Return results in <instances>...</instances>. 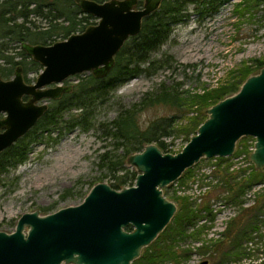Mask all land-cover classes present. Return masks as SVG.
Here are the masks:
<instances>
[{
	"label": "water",
	"instance_id": "95a60500",
	"mask_svg": "<svg viewBox=\"0 0 264 264\" xmlns=\"http://www.w3.org/2000/svg\"><path fill=\"white\" fill-rule=\"evenodd\" d=\"M135 1L75 0L96 24L52 44L23 45L42 69L31 83L21 66L10 78L0 77V152L36 124L48 100L70 90L66 79L85 72L106 75L124 42L163 0H144L140 7ZM205 114L180 151L164 153L150 143L130 154L126 163L137 173L133 185L117 190L98 182L79 204L44 215L22 213L13 231H0V264H132L175 214L176 204L162 188L186 169L202 158L232 155L244 136L254 137L250 163L264 169V65Z\"/></svg>",
	"mask_w": 264,
	"mask_h": 264
},
{
	"label": "trees",
	"instance_id": "16d2710c",
	"mask_svg": "<svg viewBox=\"0 0 264 264\" xmlns=\"http://www.w3.org/2000/svg\"><path fill=\"white\" fill-rule=\"evenodd\" d=\"M103 2L105 0H94ZM225 0H163L158 7L142 19L141 28L135 36L129 37L114 56V64L109 72L102 77H96L88 73L77 83L70 85V90L61 93L60 96L50 99L43 115L36 124L12 145L0 152V181L1 176L15 169L27 159L29 146L37 141L39 135L46 133L48 136L58 125L64 124L65 131L76 126L86 130L91 125V119L97 104L103 103L116 88L124 82L140 74L152 75L160 68L171 67L172 57L155 58L154 54L168 40L172 29L187 16V6L201 5L205 10L215 11ZM264 0H249L251 7L257 6ZM144 0H136L135 7L143 5ZM32 17L44 19L46 27L40 28L32 22ZM94 18L90 14L81 11L74 0H0V77L10 78L17 66H21L23 78L29 79L26 73L41 70V65L34 61L23 48L24 44H52L57 41L54 35L60 34L62 39L67 38L76 31H83L86 27L96 24L91 21ZM61 19L60 22L56 20ZM16 43L13 53L9 50L13 47L10 43ZM264 61L254 60L252 64H245L235 71L228 72L225 80L216 87L203 88L201 92H188L185 96L179 91V83L166 86L160 83L155 91L147 92L137 103L129 108H122L118 116L112 121L102 124L105 136L115 140L113 150H105L99 155V165L105 167L111 178L109 184L114 189L133 185L136 177L135 171H129L125 167L126 158L135 152L141 151L145 145L154 143L162 152L176 153L170 148L163 138L171 135L173 131L181 133L185 143L196 132L197 127L207 117L205 110L222 98L236 92L242 82L255 70L260 69ZM155 105H163L176 114L161 116L148 122L143 128L140 125L138 114ZM77 110L69 114L67 119L63 116L70 110ZM193 113L187 117L185 124L181 122L178 113ZM183 114V116H185ZM59 135V134H58ZM246 140V138H244ZM240 143V142H239ZM238 143L234 155L243 154L249 159L253 149V142L248 145ZM122 152L117 154L116 149ZM114 151V152H113ZM218 161L213 170L219 173L216 180L218 185L214 188L222 192L227 203L241 205L244 194L255 185H261L255 192L252 203L241 207L237 217L232 218L226 226L223 235L228 240L226 249L221 240H211L209 244L202 243L198 247L201 253L209 252L210 258L216 259L220 264L227 257H248L249 252L243 247V241L251 239L253 233L261 236V226L264 225V169H256L248 163L247 169L238 168L229 170L230 164H224L228 157H215ZM250 162V161H248ZM223 165V166H222ZM186 169L184 172H191ZM122 172L121 174H117ZM183 174V173H182ZM181 177V176H180ZM181 182L183 179L181 178ZM64 193L62 197L65 195ZM220 194V193H219ZM174 200L179 201V207L167 224L169 231L166 237L170 243H154L148 246L144 255L135 259L132 264H164L167 260L178 263L180 259L188 257V250L180 253L175 250L176 242L191 237L197 239L202 228H193L196 225L201 212L212 218L209 204L202 207H193L185 196L173 195ZM51 208H45L49 211ZM175 224L174 227L171 224ZM191 233L187 234L189 229ZM162 234V235H163ZM263 236V235H262ZM215 249H212V247ZM225 246V247H224Z\"/></svg>",
	"mask_w": 264,
	"mask_h": 264
},
{
	"label": "rangeland",
	"instance_id": "374dc122",
	"mask_svg": "<svg viewBox=\"0 0 264 264\" xmlns=\"http://www.w3.org/2000/svg\"><path fill=\"white\" fill-rule=\"evenodd\" d=\"M248 1L225 0L215 11L205 10L201 5H188L185 19L174 26L168 40L154 54L155 58L170 55L173 59L171 67L160 68L150 76L142 73L124 82L103 103L97 104L91 125L86 130L76 126L65 131L64 124H61L49 136L46 133L39 135L38 140L29 146L26 161L1 176L0 231H13L17 219L24 212L38 211L44 215L62 207L76 205L82 202L94 184H110V173L99 165V155L105 150H113L115 140L104 135L102 124L115 119L122 108L131 107L147 92L155 91L160 83L164 82L166 86L179 83V91L185 96L188 92H201L203 88L218 86L228 76V72L235 71L243 63L250 65L254 60L264 61V1L253 7ZM30 19L40 28L47 25L44 19L32 16ZM60 21L61 19L56 20ZM91 21L97 19L94 17ZM80 32L82 31L78 30L75 33ZM54 38L63 40L60 34L54 35ZM10 46L13 48L9 52L13 53L16 43L11 42ZM40 71L27 72L29 82H33ZM87 74L85 72L72 76L63 84L73 85ZM76 111H68L63 119ZM174 114V110L166 106L155 105L141 111L138 119L144 128L154 118ZM183 114H177L181 119L179 124H185L187 117L193 113H185V116ZM163 140L174 151H180L185 145L183 135L176 131ZM253 140L254 137L251 136L241 137L235 150L239 142L240 145L245 142L250 145ZM115 151L117 154L122 152L121 148ZM234 152L224 164H230L229 170L241 168L247 169V173L249 159L243 154L236 156ZM217 162L215 157L202 158L190 168L192 170L188 175L183 172L175 182L162 188L163 194L177 208L179 201L174 200L173 195L187 197L193 207L209 204L212 213V218L207 217L204 211L200 213L201 216L193 227L202 228L197 239L187 237L176 242V252L187 249L188 257L180 259L178 263L167 260L164 264H200L203 261H207L206 264H216L219 254L212 260L209 252L201 253L198 247L202 243L209 244L211 240H221L226 246L228 240L223 235L226 226L232 218L237 217L241 207L251 205L254 192L261 186L255 185L249 189L244 194L241 205L227 203L223 193L214 188L218 185L216 180L220 176L213 170ZM125 167L129 171H135L126 162ZM134 182L135 180L133 184ZM64 193L66 194L62 197ZM45 208L51 209L46 211ZM171 226L174 227L175 224L172 223ZM166 229L167 226L163 231ZM261 231L263 236L253 233L251 239L243 241V247L249 252L248 257H227L220 264H264V225L261 226ZM162 234L163 232L148 246L155 242L170 243L166 240L169 231ZM148 246L142 249L140 256L144 255Z\"/></svg>",
	"mask_w": 264,
	"mask_h": 264
},
{
	"label": "flooded vegetation",
	"instance_id": "af4514ba",
	"mask_svg": "<svg viewBox=\"0 0 264 264\" xmlns=\"http://www.w3.org/2000/svg\"><path fill=\"white\" fill-rule=\"evenodd\" d=\"M75 1V0H74ZM104 2V1H103ZM99 3H101V2H99ZM97 19V18H96ZM97 22V21H96ZM73 34V33H72ZM58 41V40H57ZM54 43V42H53ZM4 79V78H3ZM26 82V81H25ZM27 83H31V82H27ZM24 100H26L27 99V97H24L23 98ZM49 101V100H48ZM48 101H47V104H48ZM4 117V114H2V113H0V119L1 118H3ZM126 230H130L131 228H130V226H127L126 228H125Z\"/></svg>",
	"mask_w": 264,
	"mask_h": 264
}]
</instances>
